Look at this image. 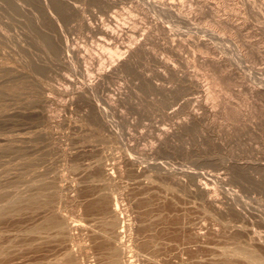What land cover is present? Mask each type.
<instances>
[{"label":"rangeland","instance_id":"obj_1","mask_svg":"<svg viewBox=\"0 0 264 264\" xmlns=\"http://www.w3.org/2000/svg\"><path fill=\"white\" fill-rule=\"evenodd\" d=\"M66 1L75 6L68 10L57 6L58 12L51 15L42 0H0L2 204L13 190H24L34 179L50 182L52 195L57 197L50 196L58 200L57 184L65 188L83 185L88 165L98 156L104 155L109 164L131 156L136 161L131 168L136 171L125 167L129 174H118L122 189L106 187L119 197L125 216L138 221L142 238L130 249L132 264H264V246L258 241L264 235V16L248 7L252 13L246 12L247 0H211L221 3L215 15L225 14L222 17L229 24L215 21L214 13L187 16L192 18L187 20L153 11L144 4L146 0ZM183 2L186 11L196 7ZM156 18L176 34L171 32L169 38L160 30L148 36L146 51L124 72L103 77L101 67L108 68V54L116 48L124 52L132 39L149 35ZM102 25L131 30L116 42L92 30ZM46 37L56 44L55 52L44 45ZM201 37L216 50L198 48ZM171 42L180 44L177 50ZM61 46L69 51L62 52ZM213 51L238 59L242 74L249 79L234 81L216 70L212 63L219 54ZM183 72L205 80L204 92L191 90L182 79L187 74ZM213 76L222 82L217 84ZM92 83L95 87L89 91ZM253 83L259 92H251ZM79 90L94 99H76ZM204 103L216 106L219 113L210 115ZM191 109L202 118L194 119ZM27 110L40 113H23ZM177 127L182 130L176 132ZM164 131L172 132L173 139L164 142ZM199 182L213 189L215 200L221 198L217 204L197 192ZM67 201L60 204L75 219V203L71 198ZM91 221L99 223L96 217ZM26 226L24 215L0 219V247L10 240L22 243ZM46 247L45 261L62 264L64 247L55 241ZM237 251L235 259L225 258ZM88 263L105 262L95 255Z\"/></svg>","mask_w":264,"mask_h":264},{"label":"bare ground","instance_id":"obj_2","mask_svg":"<svg viewBox=\"0 0 264 264\" xmlns=\"http://www.w3.org/2000/svg\"><path fill=\"white\" fill-rule=\"evenodd\" d=\"M42 1L44 2L48 12L51 15H54V13L56 14L58 12V10H56L57 6L61 7L62 9L66 8L67 10L70 7L75 6L73 3H70L71 1L68 2L66 0H42ZM183 1H185V0H183ZM183 1H181V0H179V1H175V0H146V1H144V4H146L148 6V8H152L153 11L158 10V11H162L164 13L170 14V15L171 14H173V15L176 14L178 16L182 15L183 18H185L187 20L192 19V18H190L191 16H193V18H194V16L195 17L200 16V18H201V15H203V14L205 15L206 12H207V15H209V13L210 14L214 13V16L212 14L211 17L215 21L229 24V20L224 19V18H226L225 14H224V16L221 14L224 18L220 15L216 16L217 11L220 8L221 3L217 2V1L213 2L211 0H188V2H190L193 7H195V6L196 7L195 8H189V10L186 11L187 9H185V6H184L185 2H183ZM186 2H187V0H186ZM227 2H228V0H227ZM240 2L241 1L239 0V3ZM135 3H138V6L140 7V9L144 10L143 8H141L142 5L141 6L139 5L140 2H135ZM241 4H244V3H241ZM245 4H246V7L244 6V8L246 9V12H247V9L249 8L250 10L255 11L256 14H259V16H262V15L264 16V0H247L245 2ZM222 5H221V7H222ZM138 6L135 5V7H137V8H138ZM147 6L145 9H147ZM249 9H248V11H250ZM154 13H152L153 16H154ZM148 15H150V14H148ZM184 16H186V17H184ZM187 16H190L189 17L190 19ZM183 18H182V20H184ZM154 20H155V17H154ZM154 20L152 18L153 22H154ZM234 20H236V19H234ZM158 21H160V20L157 19V21H155V23L152 22L151 25L154 27H151V29L152 28H154V29H152V31L149 33V35L144 34L147 36L143 37V35H142V36H140V38L138 40L135 39L134 41L132 39L131 44H129L125 47L126 50L124 52H121L120 49L116 48L114 50V52L111 51L113 53H110V51L107 50L110 48H108L107 46L105 47V45L102 46L105 50H107L110 53V56H109V54L107 56L108 59L110 60L108 68H106V66L101 67V65H100L101 70H103L102 76L103 77H110L115 72H121V73H122V71L124 72V70L126 68H128L133 63V61H135L136 57L137 56L139 57L140 53L142 54V53H144V51H146V45H147L146 41L149 38L148 36H151L153 34L155 35V33L159 31L160 33L163 32V33L167 34V36L170 38V36L174 33L171 31L172 29H170V28L168 29L167 28L168 26L166 24L165 25L167 27L164 26V23L162 24L161 21H160L161 23ZM240 24H243V23L240 22ZM249 24H251V23L249 22ZM231 25H233V24H230V27H231ZM239 25H238V27H239ZM262 25L263 26H261V27H263L262 29H264V21H263ZM238 27H236V28L239 30L240 27L239 28ZM231 28H233V27H231ZM260 28L257 27L258 30ZM262 29H260V30L262 31ZM92 30L94 32H98V33L101 32L108 39H112L116 42H120V41L124 40L125 36H128V33L131 29L125 28L124 26H122V27L118 26L115 29V28H112V27L107 26V25L106 26L102 25V26H95V27L93 26ZM171 32H172V34H171ZM258 32H260V31H258ZM174 34H176V33H174ZM260 34H261V32H260ZM247 35H249V34H247ZM176 36L178 37V35H176ZM179 37H181V36L179 35ZM182 37H183V35H182ZM129 38H130V36H129ZM198 41H199L198 42L199 47L197 46L198 48L204 47V48H206V52H207V50L209 51L211 49L216 50V46L213 43H211V41L209 42L208 39L205 40V38H204V40H202V37H201V39ZM179 43H181V42H179ZM174 44H176V43L171 42V48L177 50V45H180V44H177L176 46ZM183 44H185V43H183ZM44 45L49 49L50 52H55L57 49L56 44L48 37H46L44 39ZM60 48H61L62 52H65V51L68 52L69 51L65 46L64 47L61 46ZM193 48H194V46H193ZM262 50H264V49H262ZM213 52L217 53V55L219 54L217 51H213ZM77 54L79 55V52H77ZM170 54H172V53H170ZM172 56H174V55H172ZM69 57L71 59V62L74 64L73 57L71 55H69ZM258 57H259V55H258ZM82 60L85 61V58H82ZM213 61H214V63H212V64L215 65V69L216 70L219 69L220 72L221 71L224 72L226 77L227 76L232 77V78H234V81H235V79H237V81H238V79L239 80L240 79H242V80L249 79V78H247L249 76H247L245 78L246 74H245V76H244V74H242L241 71H243L244 69L242 70V68H239L240 65H238V63H239L238 59H236V58L235 59H232V58L229 59V57L225 58L224 56L219 54L218 57L215 58ZM103 65H104V63H103ZM206 66H208V65L206 64ZM209 66L211 67L212 65H209ZM211 69H213V68H211ZM176 70L181 72L180 69L174 68V71H176ZM206 71L208 72V70H206ZM179 72H177V73H179ZM186 73L183 72L184 75ZM215 73H216V71H214V74ZM243 73H245V71ZM180 74L182 75V73L178 74L181 77ZM211 75H213V74H211ZM197 76L198 75H196V74L188 72L185 76H182V79H184L188 82L190 89L191 88L192 89H199L201 91L203 90L202 92H204V85L205 84L203 82L205 80L202 82V80L200 81L197 78ZM232 78H231V81H232ZM215 79L216 80L218 79L216 81V83L217 82L219 83L221 81V80H219V79H221V77L220 78L214 77V82H215ZM251 79H253L252 75H251ZM184 80H183V82H185ZM234 81H233V84L237 85L236 83H234ZM258 82H259V80H258ZM207 83H208V81H207ZM250 83H252V82H250ZM185 85H187L186 82H185ZM211 85H214V84H211ZM250 85H252V84H250ZM94 87H95V85L93 83L90 84L88 86L89 91L93 90ZM251 89H252L251 92L252 91L253 92L256 91V93H257V91L259 92L257 86L254 83H253ZM205 91H207V90L205 89ZM207 93H206V95H207ZM74 96L76 97V99L78 98L82 102H83V100H89L90 101L93 98L92 96H89L84 90H79L78 92L75 93ZM221 100L223 101V99H221ZM210 105L208 103H204L203 108H205L210 113V115L216 116L217 112L219 113V111H216L217 107L214 106V107H216V109H214V107L210 106ZM88 108H90V107H88ZM196 111H197L196 109L195 110L191 109V111L189 110V113L192 115V117L194 119H197L200 116V114H198L199 112H196ZM23 113H25L27 115H35V114L38 115L40 112H38L37 110H27ZM92 114H94V113H92ZM96 114H98V113H96ZM99 114H101V113L99 112ZM224 114H226V112ZM235 116H236V114H235ZM92 118H93V116H92ZM218 118L219 117H217V119ZM95 119H97V118H95ZM222 119L220 118V120H222ZM190 120L194 121L192 119H190ZM104 121H106V119ZM106 124H105V126H106ZM110 126H111V124H110ZM179 128L181 129V127H177V129H179ZM177 129H175L176 132H180L182 130V129L181 130L179 129V131H178ZM174 134H176V133H174ZM172 135H173L172 132L170 133L169 131H164L163 136H162L163 141L164 142L168 141L167 139H169V138L173 139ZM171 136H172V138H171ZM174 137H175V135H174ZM129 157H131V156H129ZM129 157L125 161L124 160H122L120 162L115 161L112 164H109L107 162V158L104 155L98 156V158L95 161L91 162L88 165V168L90 169V171L87 170L89 175H88V177L86 176L87 178H85V180L83 181V183H82L83 185H79V186L74 185L72 187L65 188L64 186L57 184L56 193L58 195V200L55 199L57 197V196L55 197L56 194L52 195V191H51V188L53 187L52 184L50 182L48 183L45 179H34L31 182H28V184L24 190H19V189L13 190V192L9 195L8 199H6L7 202L5 204H2V200H0V219H2V218L14 219L19 215H24V218H25V221L27 224V226L24 230V240L22 243L16 244L13 240H10L7 245H3L0 247V264H51L48 261H45L47 259V258H45V254H46L45 250L47 248L46 246H47V243H49L51 241H55L58 245L64 247L63 257H62V261H61L62 264H90V263H88L89 258H91L92 256H95V255H97L100 258V260H104V262H105L104 264H132L131 261L129 260V257H130L129 252L132 250V247H133L132 244L134 242H137L138 240L140 241L142 238L138 234V233H140L137 230L139 228H136V226H137L136 223L138 221L135 218L136 221L133 222L132 219L131 220L129 219L131 217L127 218L125 216L124 210H126V209L122 208V207H124V205L121 204L119 197L116 196L113 193V191L112 192L107 191V187H106L108 185H111V186H115L117 189H122V185L119 183V181L117 179L118 174L121 176H123L125 173L129 174L128 170H126L125 167H130V169H132L131 166H133L134 162H136V161L133 162V160H131L132 158H129ZM160 167L161 166H159L158 168H160ZM161 170H162V168H161ZM131 171L135 172L136 168L134 170L132 169ZM168 171H169V169H168ZM171 171H172V169H171ZM163 173H165V171ZM171 173L173 174L174 172H171ZM137 174L139 175V173H137ZM138 175L135 174L134 176L138 177ZM180 175L182 176V174H180ZM194 175H196V174H194ZM166 176H167V174H166ZM172 176H175V175H172ZM178 177H176V178H178ZM200 179L203 180V178H200ZM200 179L199 180L197 179V180L202 181ZM169 180H171V178ZM177 183H178V181H177ZM183 183H185V182H183ZM212 190L213 189H210L204 183L202 184L199 182L197 184V192H200L207 199L209 198L211 200V202L216 203V200L220 197H218L215 200V198H214L215 196L214 197L212 196L214 193V191H212ZM50 194L52 195V197L54 196L55 198L54 199L51 198ZM162 194H163V192H162ZM216 195H217V193H216ZM68 198L72 199V201L75 203V206L77 208L78 216L75 219H71L69 216L70 214L68 215V212L66 214L64 208L62 207V204H60L63 201H66L67 203H69L67 201ZM52 199L57 200L56 203H54V201ZM210 200H209V202H210ZM66 202H64V203H66ZM229 202H230V200H229ZM234 203H236V202H234ZM174 204H177V203H174ZM216 206L218 207V205H216ZM221 208H222V206H221ZM232 208H234V206ZM236 210H237V208H236ZM239 214H240V212H239ZM94 217L97 218V220L99 222L98 224L92 223L91 220ZM193 226H195V225H193ZM138 227H139V223H138ZM190 229H192V228H189V230ZM194 230H195V228H194ZM176 231H178V230L176 229ZM178 232H181V231H178ZM174 233H175V231H174ZM196 235L198 237L203 236L200 233H197ZM195 238H194V240H195ZM258 241L261 244V246L262 245L264 246V235L259 237ZM196 242H198L197 239H196ZM93 245H95L96 248H93L92 247ZM141 251H143V250H141ZM235 254H239V251H237L233 254L227 255V256H225V258L233 260V259H235V256H236ZM142 255H145V254L142 253ZM245 261H248V259H245Z\"/></svg>","mask_w":264,"mask_h":264}]
</instances>
